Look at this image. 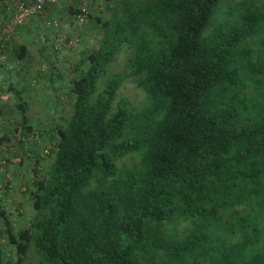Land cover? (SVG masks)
<instances>
[{
	"label": "trees",
	"instance_id": "1",
	"mask_svg": "<svg viewBox=\"0 0 264 264\" xmlns=\"http://www.w3.org/2000/svg\"><path fill=\"white\" fill-rule=\"evenodd\" d=\"M71 2L99 34L71 69L46 168L29 141L48 134L28 116L30 81L5 87L19 118L0 124V145L33 158V214L16 227L22 206L0 185L12 253L0 243V264H27L30 251L38 264H264V0H102L98 14L96 0ZM56 4L23 25L54 30ZM121 51L123 72L107 76ZM48 65L37 77L59 88ZM128 77L144 93L137 107L120 94Z\"/></svg>",
	"mask_w": 264,
	"mask_h": 264
},
{
	"label": "rangeland",
	"instance_id": "2",
	"mask_svg": "<svg viewBox=\"0 0 264 264\" xmlns=\"http://www.w3.org/2000/svg\"><path fill=\"white\" fill-rule=\"evenodd\" d=\"M58 5V6H57ZM62 5V6H61ZM72 5L70 1L67 0L65 3L62 0H59L56 4L57 8L53 15L54 21H57V27L52 28L53 31L44 29L39 32V38L33 39L26 37L24 38L25 44L28 42H34L38 44L44 42L47 45V57H49L48 62L52 63L54 68L60 70L62 73V78L59 83L61 84L59 88H51L46 80L35 77V70L40 69L47 71L48 62H46L38 54V47L36 45L32 62L36 66H32V70L28 72L27 77L25 78L26 83L30 81V88L34 94L30 97H24L28 104V116L32 125L41 130L47 131L48 134L44 135V132L41 133V136H35L29 139L30 143L34 145L38 153L42 158L41 166L46 168L49 163L48 158V149L52 144L53 139L52 128L55 124L63 123V120L68 116L71 102L68 97V88L67 81L70 77L73 76L71 69H74V65L79 59L81 51L87 48H91L95 45L98 38V30L94 26H90L86 20L84 22L80 21L73 16L69 11L68 7ZM102 0H96L95 5H92L93 13L98 14L103 11ZM40 27H43L40 24ZM51 31V32H50ZM48 34V39L45 37V34ZM21 41V40H20ZM23 43V41H21ZM127 57V52L121 51L111 67L107 72V76L113 73H121L124 69V62ZM10 59L15 63L18 62L16 54L12 51L10 53ZM31 62V59L29 60ZM42 72V71H41ZM48 84V85H47ZM120 94L127 98L129 102L137 107L144 98L143 91L137 87L136 82L132 78H127L120 88ZM15 100L8 95L2 93L0 97V124H11V122H18L17 111L15 110ZM10 122V123H7ZM29 158L26 153L23 154L19 147L14 146L13 144H3L0 145V185L3 186L1 189H4L7 198V206L12 205L10 201L17 200L20 202L22 208L21 217H18L16 222V227L23 226L29 222L33 211L29 204L26 202L27 196L24 191L31 186V174L30 168L33 163V158ZM136 160L123 159L118 162V165L121 164L130 167L135 164ZM14 198V199H11ZM2 244L1 251L5 255H9L10 249L4 240H0ZM12 254V253H11ZM27 264H38V260L33 251H30L28 255Z\"/></svg>",
	"mask_w": 264,
	"mask_h": 264
},
{
	"label": "crops",
	"instance_id": "3",
	"mask_svg": "<svg viewBox=\"0 0 264 264\" xmlns=\"http://www.w3.org/2000/svg\"><path fill=\"white\" fill-rule=\"evenodd\" d=\"M67 0H62V2H66ZM70 4H72L71 0ZM15 0H0V97L2 93L5 95L10 96L13 98L12 94L7 93L5 90V87L8 85H14V86H20L23 85V83L26 84V77L28 75V72L32 70V66L35 67L36 65L33 64L32 58L34 55V52L32 51L37 46L36 43L28 42V44H25L24 41L26 37H29L30 39H33V34H38L40 28V23L42 20L34 19L31 20L26 25H23L21 27H14L11 24L12 20V14H13V4ZM58 6V5H57ZM57 6L50 11L47 12L48 19H53V15L55 13V9ZM62 6V5H61ZM53 31V30H51ZM50 31V32H51ZM50 32H47L45 34V37L48 39V34ZM10 34V35H8ZM6 35L10 37H6ZM7 38V39H6ZM10 40L6 42L8 39ZM23 43H21V41ZM19 45H25L26 48L29 49L30 55L28 56V59H31V62L27 60V62L21 61L18 57V62L14 63L10 59V53L13 51L15 54L17 51V47ZM36 45V46H34ZM37 67V66H36ZM39 68V67H37ZM40 69L35 70L34 76L37 77ZM34 94L31 90H27L25 93V96L28 98L30 95Z\"/></svg>",
	"mask_w": 264,
	"mask_h": 264
},
{
	"label": "built area",
	"instance_id": "4",
	"mask_svg": "<svg viewBox=\"0 0 264 264\" xmlns=\"http://www.w3.org/2000/svg\"><path fill=\"white\" fill-rule=\"evenodd\" d=\"M58 2L59 0H29L28 2L15 0L11 24L22 26L36 15L41 14L45 8L53 7ZM8 35H6L7 38L10 37Z\"/></svg>",
	"mask_w": 264,
	"mask_h": 264
}]
</instances>
